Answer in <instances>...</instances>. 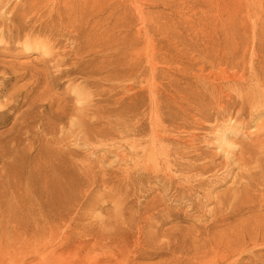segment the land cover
Returning <instances> with one entry per match:
<instances>
[{
	"label": "rangeland",
	"instance_id": "1",
	"mask_svg": "<svg viewBox=\"0 0 264 264\" xmlns=\"http://www.w3.org/2000/svg\"><path fill=\"white\" fill-rule=\"evenodd\" d=\"M64 1L60 0L61 4ZM17 2L10 0L12 5ZM75 3L79 5L80 0ZM94 3L90 2L88 9L93 5L99 10L108 4L117 8L112 16V8H109L103 16L100 13L96 17L108 21L107 34L103 40L106 51L118 64L117 67H129L138 49L139 55L143 57L142 66L149 69L145 54L155 44L159 69L155 78L157 101L162 112L175 113L179 117L172 125L171 141L189 155L179 157L180 160L184 158L192 161L194 156L191 155L198 153V162L218 163L220 160L214 158L216 152L221 150L218 147L220 141L216 138L220 129L232 125L235 132L231 137L241 140L243 131L252 130L259 121L264 120V111L256 112V118L251 119L248 108L245 114L236 116L242 113L239 87L254 80L251 79L253 68L264 67V0H97ZM47 4L50 9L54 6L50 1ZM78 7L82 9L81 5ZM119 14L123 16V26L116 25ZM66 21L67 24L60 27L58 34L50 37L52 45L49 44L51 50L56 52V58L64 56L66 52L71 57L58 68L55 66L56 59L44 62L40 52L34 49L24 54L20 51L24 45L17 50L10 48L7 52H0V74L6 70L5 66L8 71L15 69L26 72L19 81L9 72L0 75V107H4L0 108V264H162L167 254L136 260L133 258V252L137 249L135 245L140 239L137 227H123L122 211H117L122 204L143 207L158 192L133 193L123 200L110 186L111 182L121 183L124 175L123 169L113 161L114 152L116 149L125 152L129 146L122 145L113 151L110 144L101 146L95 143L86 147L80 142L77 144L70 135L68 137L76 127L71 124L76 116L70 114L79 102L75 88H83V92L88 94L83 108L85 118L93 122V126H100L97 123L98 113L103 106L114 108L120 104L137 102L141 104V110L144 107L143 113H146L142 127L149 130L152 123V96L148 70L135 85L124 83L126 85L111 88L110 91L104 90L107 85L93 82V77L86 73L88 69H85V63L92 56L85 54L83 49L78 54L77 49L70 52L72 36L76 31L70 20ZM35 23L33 19L31 24ZM26 32L27 29L22 31L20 42H24ZM0 38H5L1 29ZM11 40L17 42V38ZM31 60L38 63L36 67L29 64ZM52 64L54 69L48 68ZM59 68L69 71L57 75ZM34 72L40 83L34 89V95L29 96L27 93L31 94L30 87L35 79L30 74ZM47 73L56 77L49 81ZM2 75L9 77L5 79ZM4 80L6 83L3 85ZM19 86L23 90L16 98L19 105L10 106L11 99L8 96ZM149 94L151 98H148ZM60 134L65 135L62 137ZM144 136L130 137L140 142ZM60 155L76 162L92 156L91 159L100 164L101 181L91 196L88 211H53L64 201L50 180L49 173L50 166L61 162ZM63 163L67 164V171L61 172L59 178L68 183L71 178L77 177L78 172L74 170L75 164L69 161ZM132 167L133 173L142 171L139 166ZM217 172L221 174L215 176L221 175L220 178L226 173L222 169ZM231 181L232 178L218 186L212 196L221 193ZM168 195L167 203L175 204L173 193ZM83 197L79 198V202ZM41 207L44 211H40ZM124 212L126 217L130 216L128 211ZM182 215L179 219L160 218L157 239H164L165 234L177 236L181 240L187 238L185 245L193 252V228L197 223L208 225L211 216L206 215L205 221H199L192 217L183 219ZM250 215L249 211H243L238 217L245 221ZM63 217L65 221L61 219ZM54 222L59 224V230L55 229L56 234L53 236H44L41 226ZM218 229H212V232ZM95 242L104 246L92 248Z\"/></svg>",
	"mask_w": 264,
	"mask_h": 264
},
{
	"label": "bare ground",
	"instance_id": "2",
	"mask_svg": "<svg viewBox=\"0 0 264 264\" xmlns=\"http://www.w3.org/2000/svg\"><path fill=\"white\" fill-rule=\"evenodd\" d=\"M49 1L54 5L51 9L47 4ZM96 1L80 0L79 5L82 6V9L79 10V5L75 3L76 0H65L63 4L60 0H18L14 5L10 3V0H0V29L4 32L5 37L0 38V52H7V49L10 48L17 50L24 45L23 50H20L24 54L34 49L40 52L44 62L56 59L55 66L58 68V65L67 63L71 57L70 54L67 56L66 52L64 56L56 58V52L51 50L50 37L56 33L58 34L60 27L65 23L67 24L66 19H68L73 30L76 31L75 35L72 36L73 46L69 49L70 52L77 49L76 54H78V51L83 49L85 54L92 56L85 63L87 64L85 69H88L86 73L93 77V82L107 85L104 86V90L116 88L122 86V84L124 86L126 85L124 83L135 85L142 80L145 70H148L152 96V98L150 94L148 96L152 101V111L149 108L152 121V123L148 121L151 123L149 130L142 127L146 113H143L144 107L141 110V104L137 102L120 104L114 108H109L108 105L103 106L98 113L97 123L100 126H93L94 123L88 122L87 117L85 118V108H83L84 102H86L84 99L88 94L83 92V88L79 90L75 88V92L79 96V102L70 111V114L76 116V120L72 119L71 121V124L76 127L74 131L68 134V137L69 135L73 137L77 144L80 142L86 147H90L95 143H99L101 146L110 144L112 150L122 147V145L129 146V150L125 152H119L117 149L114 152L115 160L113 161L118 163L121 170L123 169L124 175L121 183L111 182L110 186L121 199L126 200L133 193L144 192L149 194L151 190L158 192L143 207L122 204L117 209V211H122L124 217L123 224L125 226L122 224L121 226L129 229L136 226L140 236L135 245L137 249L133 252V258L136 260L164 253L168 256L162 261V264H264V212H258L264 211V120L259 121L252 130L243 131L241 133L243 139L241 140L231 137L235 132L232 125L220 129L216 138L220 141L218 147L221 150L216 152L214 158V160H220L218 163L198 162L200 159L198 153L191 155L194 156L192 157L193 162L189 159L183 160L184 158L180 160L179 157L189 155L187 151H184L185 149L183 150L171 141V132L174 127L172 125L176 123L179 117L175 113L166 114L162 112L157 101L158 91L155 86V78L159 74V69L157 67L158 58L155 44H152L149 52L145 54L147 55L146 62H148L149 69L142 66L143 57L139 55L138 49L135 50L133 63L129 67L124 65L117 67L118 64L113 62L109 52L106 51L107 47L103 40L107 34L108 21L106 18L104 20L96 18L99 17L100 13L103 16L104 12L112 7L111 4H108L106 7L97 10L96 6L92 5V8L88 9V4L90 2L95 4ZM84 7L86 9H83ZM116 12L117 8L113 7L111 16ZM122 18V14L117 16V26H123ZM33 19L36 21L35 24H31ZM89 25L91 27L87 30ZM26 29L27 32L24 33L25 40L23 39L24 42H20L22 31L24 32ZM14 38H17V42L11 40ZM151 41L150 39V43ZM128 43L130 44V42ZM115 44L117 45L116 42ZM29 64L36 67L38 63L31 60ZM55 66L48 65V68L54 69ZM5 67L6 70L1 74L12 73L17 81L26 75V72H19L15 69L8 71V67ZM61 68L57 69V75L69 71L60 70ZM253 70L254 74H252L251 79L254 80L239 87L241 96L238 97L242 113L236 115L237 117L245 114L247 108L251 119L255 117L256 112L264 111V67L262 69L253 68ZM35 73L30 74L35 79L31 85L32 87H30L31 94L27 93L29 96L34 95V89L40 83V79L37 81ZM46 75L49 81L56 77V75L51 77L49 73ZM8 77L3 76L5 79ZM5 83L4 80L2 84ZM147 87L149 88V85ZM22 93V88L20 86L16 87L8 96L11 99L9 105L17 107L19 103L16 102V98ZM237 94L240 95V93ZM148 102L150 103L149 100ZM4 106L6 107V105ZM27 111L28 109L22 114H26ZM231 121L235 122V120ZM190 134L192 135V133ZM137 135L145 136L140 142L130 137ZM221 152L223 154H220ZM59 158L61 162L50 166L49 173L50 180L64 201L53 211H88L87 207L90 206L91 196L99 181H101L98 169L100 164H97V160L91 159L92 156L91 158L78 159L77 162L70 158L66 159L63 155H60ZM214 160L213 162H215ZM66 161L75 164L76 168L74 170L78 172L77 177L71 178L68 183L66 180H60L59 178L61 172L67 171V164L63 163ZM133 165L139 166L142 171L133 173ZM221 169L226 172L224 175L222 174L223 177L220 178L221 175L215 176L218 173L217 171ZM210 176H214V178L207 179ZM231 178V183L222 192L220 191L221 193L212 196V192L218 186L225 184ZM106 182L109 183V181ZM171 192L176 202L173 205L167 203L168 194ZM83 195V200L79 202V198ZM208 204H210V207H207ZM40 211H44V208L41 207ZM124 211H128L130 216L126 217ZM137 211L143 212L137 213ZM243 211L251 213L245 221L240 220L238 217ZM188 212H191V214L189 215ZM180 215L183 219L192 217L199 221L204 220L206 215L211 216L208 225L197 223L194 226L193 230L197 234L194 232L193 252L185 245L187 238L181 240L177 236L170 237L165 234L164 239H157L160 218L179 219ZM61 219L66 220L65 217ZM121 226L118 227L121 228ZM41 228L44 236H53L56 234L55 229L59 230L60 227L58 223L54 222L53 224L42 225ZM217 228L219 229L212 232V229ZM96 246L102 248L104 245L95 242L92 248ZM142 250L148 251L141 252ZM116 261H118V258H116Z\"/></svg>",
	"mask_w": 264,
	"mask_h": 264
}]
</instances>
